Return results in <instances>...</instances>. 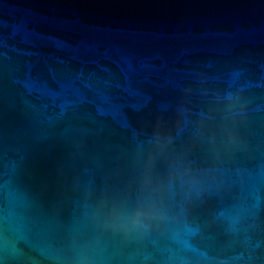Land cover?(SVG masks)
<instances>
[{"label":"water","instance_id":"1","mask_svg":"<svg viewBox=\"0 0 264 264\" xmlns=\"http://www.w3.org/2000/svg\"><path fill=\"white\" fill-rule=\"evenodd\" d=\"M0 264H264V0H0Z\"/></svg>","mask_w":264,"mask_h":264}]
</instances>
